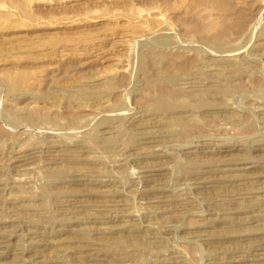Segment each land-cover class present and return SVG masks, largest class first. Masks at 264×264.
<instances>
[{
    "label": "rangeland",
    "instance_id": "374dc122",
    "mask_svg": "<svg viewBox=\"0 0 264 264\" xmlns=\"http://www.w3.org/2000/svg\"><path fill=\"white\" fill-rule=\"evenodd\" d=\"M0 264H264V0H0Z\"/></svg>",
    "mask_w": 264,
    "mask_h": 264
},
{
    "label": "bare ground",
    "instance_id": "6f19581e",
    "mask_svg": "<svg viewBox=\"0 0 264 264\" xmlns=\"http://www.w3.org/2000/svg\"><path fill=\"white\" fill-rule=\"evenodd\" d=\"M54 143V142H53ZM53 147V146H52ZM70 150V149H69ZM58 153V152H57ZM79 155V154H78ZM78 157V156H77ZM54 158V157H53ZM74 158H76V157H74ZM69 164V163H68ZM88 174V173H87ZM83 175V174H82Z\"/></svg>",
    "mask_w": 264,
    "mask_h": 264
}]
</instances>
